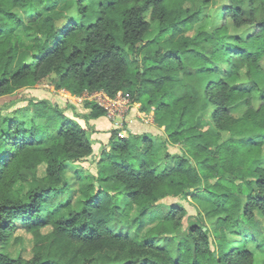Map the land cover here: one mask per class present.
<instances>
[{"label": "trees", "instance_id": "obj_1", "mask_svg": "<svg viewBox=\"0 0 264 264\" xmlns=\"http://www.w3.org/2000/svg\"><path fill=\"white\" fill-rule=\"evenodd\" d=\"M62 1L0 0V97L57 76L73 96L141 104L167 139L114 134L95 175L75 167L94 155L80 116L41 101L0 117V264H254L264 254V20L229 0L222 26L190 37L215 0H66L55 13ZM244 63L254 71L243 82ZM86 103V122L106 116ZM189 196L215 206L213 230L201 218L170 246L184 208L153 216L164 199ZM19 229L33 240L29 259L8 249L26 239L13 237Z\"/></svg>", "mask_w": 264, "mask_h": 264}, {"label": "rangeland", "instance_id": "obj_2", "mask_svg": "<svg viewBox=\"0 0 264 264\" xmlns=\"http://www.w3.org/2000/svg\"><path fill=\"white\" fill-rule=\"evenodd\" d=\"M65 1L63 0L60 6L55 10V13L60 12L64 6ZM229 0H215L212 4L209 5L207 10V16L205 20L193 25V29L187 33L190 37H196V35L201 31L202 23L205 25V29H211L212 27L218 25H223L222 17L217 18L218 12L222 10V6L225 5ZM249 0H245L244 8L247 9L251 18L255 21L264 20V0H254V11L252 12L249 5ZM252 13V14H251ZM244 18L247 16L243 15ZM229 19H225V22H229ZM156 21L151 20L152 30L148 34V39H152L155 34ZM227 27V26H225ZM239 28V27H237ZM240 30L242 28H239ZM260 68L264 69V58L260 61ZM254 71L252 66H249L247 63L239 65L237 71H239V81H247L249 78L246 76L248 73ZM57 76H55V82L44 83L40 86L25 88L16 91L11 95L1 96L0 97V117H12L16 113L22 110L31 112L34 109L33 102L39 103L41 101H48L54 105H60L66 110L68 116L77 117L78 122L87 129L88 134L94 145V155L91 158H88L82 164H78L75 167H83L88 173L97 174L98 168L95 161H97L103 151H110V139L114 134L121 135L122 137L128 138L130 135H141V134H150L158 139H167L164 128H160L155 123L151 122V118L146 115V112L141 110V107H130L126 109L123 113V118L111 119L107 115L99 119H95L92 122H86L83 117L89 113L90 109L87 108L88 96L92 95L91 93H84L81 97L73 96L68 91L64 89L57 88ZM190 86H193L196 90V87L192 81H186L183 89H188ZM96 93V92H95ZM150 113L151 112H147ZM152 115V114H151ZM153 116V115H152ZM154 118V117H153ZM150 122V123H149ZM122 129H130L128 133H122ZM230 137L229 133L224 134V139ZM169 152L171 154H185L184 148L182 145H169ZM43 171V167L40 169V172ZM27 180L31 185H37L38 183L33 178V172H27ZM103 187L112 185L111 183H102ZM171 205H178L184 208L183 218L180 225L176 226L173 234L169 235L166 239V242L170 246H175L176 241L172 237H177L178 239L182 237H188V231L192 225L201 223V218L204 219L205 227L204 229H212L213 225L209 220V214L213 209L214 205L209 201L206 196L200 198H193L191 196L187 198H173L169 197L162 201L160 208L158 209L161 213L154 215L153 218L161 219L163 215L165 216L168 207ZM131 215L134 213L131 212ZM131 215L126 217L124 220L127 225L132 223ZM179 215V214H178ZM178 218V216L176 217ZM48 229L43 230V233H46ZM14 238L26 237L25 240H22L18 244H13L14 239L11 244L8 246L11 247L13 254L16 252H21L22 256L26 259L32 257V246L33 240L31 236L23 232L22 229L17 230L14 233ZM254 264H264V254L256 251L254 255Z\"/></svg>", "mask_w": 264, "mask_h": 264}, {"label": "built area", "instance_id": "obj_3", "mask_svg": "<svg viewBox=\"0 0 264 264\" xmlns=\"http://www.w3.org/2000/svg\"><path fill=\"white\" fill-rule=\"evenodd\" d=\"M88 100L94 101L99 105L101 108H103L106 111V115L108 118L116 119V118H123V113L126 111V109H129L130 107H141V104L132 102L130 98L124 97L122 95H118L115 98L109 97L105 92L99 91L96 93H93L92 95L88 96ZM146 115L148 118H151V122H154V118L150 113L146 112ZM150 123V122H149ZM131 131L130 129H122V133L126 134ZM122 136V134L120 135Z\"/></svg>", "mask_w": 264, "mask_h": 264}, {"label": "crops", "instance_id": "obj_4", "mask_svg": "<svg viewBox=\"0 0 264 264\" xmlns=\"http://www.w3.org/2000/svg\"><path fill=\"white\" fill-rule=\"evenodd\" d=\"M93 120H91L90 122H92Z\"/></svg>", "mask_w": 264, "mask_h": 264}]
</instances>
